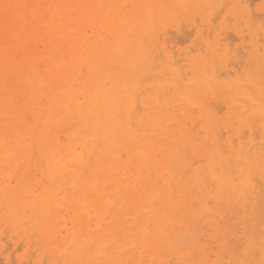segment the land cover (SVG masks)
I'll use <instances>...</instances> for the list:
<instances>
[{
    "label": "bare ground",
    "instance_id": "bare-ground-1",
    "mask_svg": "<svg viewBox=\"0 0 264 264\" xmlns=\"http://www.w3.org/2000/svg\"><path fill=\"white\" fill-rule=\"evenodd\" d=\"M14 255L264 264V0H0Z\"/></svg>",
    "mask_w": 264,
    "mask_h": 264
},
{
    "label": "rangeland",
    "instance_id": "rangeland-1",
    "mask_svg": "<svg viewBox=\"0 0 264 264\" xmlns=\"http://www.w3.org/2000/svg\"><path fill=\"white\" fill-rule=\"evenodd\" d=\"M20 251V250H19ZM17 252L18 254H20L21 253V251L20 252ZM12 257V256H11ZM11 260H13L12 262V264H24L23 262H18V261H16V258H15V255L12 257V259ZM11 260H10V262H11ZM17 262V263H16ZM11 264V263H10Z\"/></svg>",
    "mask_w": 264,
    "mask_h": 264
}]
</instances>
